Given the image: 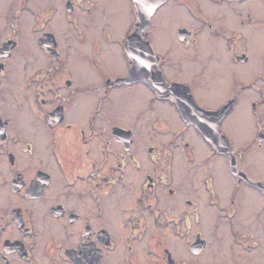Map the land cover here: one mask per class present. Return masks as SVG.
<instances>
[{
	"label": "flooded vegetation",
	"instance_id": "obj_1",
	"mask_svg": "<svg viewBox=\"0 0 264 264\" xmlns=\"http://www.w3.org/2000/svg\"><path fill=\"white\" fill-rule=\"evenodd\" d=\"M155 1L0 0V264H260L264 0Z\"/></svg>",
	"mask_w": 264,
	"mask_h": 264
},
{
	"label": "water",
	"instance_id": "obj_2",
	"mask_svg": "<svg viewBox=\"0 0 264 264\" xmlns=\"http://www.w3.org/2000/svg\"><path fill=\"white\" fill-rule=\"evenodd\" d=\"M137 11H138V17L140 19V22L137 25V30L129 36L128 43L129 46L131 45L133 51H140V48H142V42H141V36L139 34V31L142 28H145L147 25L146 18L149 17V15L152 13L153 9L156 6L155 0H135ZM145 50L154 53L150 43L145 42ZM139 69V67L134 66L133 72L136 73V71ZM141 76V75H140ZM157 82V81H156ZM180 106L183 110V113L185 117L193 118V115L189 112V110H194V107L196 104L193 102L191 98H186V100H183V102L180 103ZM204 123V124H202ZM202 123H199L196 120V124L199 126V128L205 133H207V126L205 121Z\"/></svg>",
	"mask_w": 264,
	"mask_h": 264
},
{
	"label": "rangeland",
	"instance_id": "obj_3",
	"mask_svg": "<svg viewBox=\"0 0 264 264\" xmlns=\"http://www.w3.org/2000/svg\"><path fill=\"white\" fill-rule=\"evenodd\" d=\"M125 6L127 7V5L125 4V1H124V7ZM125 14H126V12H125ZM127 15H129V13H127L126 16ZM152 40L154 42V45L157 48H159L160 47V44H161V40H160L159 32L157 30H154V32H153ZM180 174H185L186 175L185 180H184V183H185L184 186L186 188L192 189V192L194 193V195H197V196L200 195L199 197L200 198H203L202 195L199 194L200 191L202 193L204 192L203 191V184H202V180H201L202 179V176H203V173L202 172H197V173H194V172H190V173H188V172H181ZM198 190H200V191H198ZM204 199H206V198H204ZM205 207H207V206H205ZM207 209H209V208H207ZM209 222H211V221L210 220H206L203 226L205 228H209L210 227ZM262 238L264 239V236H262ZM222 243H223V245L225 247L229 248L228 250L231 251L232 248L230 246L234 243L233 240H232V238H231V235H229L227 233H223ZM234 248H235V250H237V247H234ZM261 256H262V259H261L260 264H264V250H263V253L261 254ZM247 263H250L251 264L252 262L250 260H247ZM232 264H236L235 261H233Z\"/></svg>",
	"mask_w": 264,
	"mask_h": 264
},
{
	"label": "snow or ice",
	"instance_id": "obj_4",
	"mask_svg": "<svg viewBox=\"0 0 264 264\" xmlns=\"http://www.w3.org/2000/svg\"><path fill=\"white\" fill-rule=\"evenodd\" d=\"M31 190H32V192H33L35 195H40L41 192H42V187H41L40 177H39L38 175L32 177ZM82 244H83L82 254H83L85 257L90 256V255H91V250H92V248L95 247V244H94V243H92V244H88V243H84V242H82Z\"/></svg>",
	"mask_w": 264,
	"mask_h": 264
},
{
	"label": "bare ground",
	"instance_id": "obj_5",
	"mask_svg": "<svg viewBox=\"0 0 264 264\" xmlns=\"http://www.w3.org/2000/svg\"><path fill=\"white\" fill-rule=\"evenodd\" d=\"M244 120V119H243ZM245 121V120H244ZM222 178H225V176H224V174H223V172H222Z\"/></svg>",
	"mask_w": 264,
	"mask_h": 264
}]
</instances>
